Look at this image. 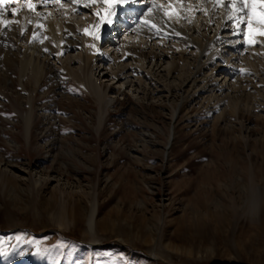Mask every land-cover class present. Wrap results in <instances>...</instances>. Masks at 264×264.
<instances>
[{
    "label": "rangeland",
    "instance_id": "374dc122",
    "mask_svg": "<svg viewBox=\"0 0 264 264\" xmlns=\"http://www.w3.org/2000/svg\"><path fill=\"white\" fill-rule=\"evenodd\" d=\"M20 56L0 45V264H264V81L234 110L176 74L148 94L107 77L102 105L54 59L23 79Z\"/></svg>",
    "mask_w": 264,
    "mask_h": 264
},
{
    "label": "bare ground",
    "instance_id": "6f19581e",
    "mask_svg": "<svg viewBox=\"0 0 264 264\" xmlns=\"http://www.w3.org/2000/svg\"><path fill=\"white\" fill-rule=\"evenodd\" d=\"M31 3L34 9L27 6L28 0L6 3L2 18L12 23L7 27L0 24V45L14 38L21 52L22 78L30 75L36 86L43 81L47 65L54 59L70 72L79 71L81 85L102 105L109 102L102 78L108 77L135 90L142 88L148 94L147 81L176 74L183 85L194 88L193 95H200L197 98L226 100L237 110L242 96L252 95L251 84L264 81V35L257 31L255 43L247 42L244 35L248 31L247 20L237 27L235 17L244 14L233 15L232 0H222L221 4L215 0H135L118 4L112 10L115 14L111 24L101 23L100 17L106 15L108 7L103 0H31ZM239 6L237 0L236 8ZM14 8L18 9L15 14ZM165 10L171 15H166ZM104 43L117 53L103 51ZM184 43L187 45L183 47ZM181 47L188 48L187 55H191L192 48L198 54L195 60L182 59L179 69L175 53ZM215 60L220 64H212L214 70L209 72L219 78L223 89L220 95L204 71L206 63ZM240 67H245L248 73H242ZM249 68L253 71L249 72ZM255 92L258 93L256 88ZM32 99L25 114L28 134L33 121ZM94 216L95 208L89 221L92 231Z\"/></svg>",
    "mask_w": 264,
    "mask_h": 264
},
{
    "label": "snow or ice",
    "instance_id": "6c2138e0",
    "mask_svg": "<svg viewBox=\"0 0 264 264\" xmlns=\"http://www.w3.org/2000/svg\"><path fill=\"white\" fill-rule=\"evenodd\" d=\"M8 2H10V0H0V24H4L6 27L12 23L11 20H4L2 18L5 5ZM93 2H95V0H93ZM130 2L135 3V0H103V3L106 4L108 7L106 9V15L100 17L101 23L111 24V17L115 14L112 10L115 9L118 4H128ZM215 2L217 4H221L222 0H215ZM236 3L237 0H232L233 15L235 14V12H240L244 14L243 16L235 17L237 27L239 28V25L241 23H244L246 18L248 31L245 32L244 35L247 38V42L249 44H253L255 43L254 35L257 31L260 35H264V0H239V8H236ZM27 6L33 9L35 7V5L31 3V0H28ZM17 11L18 9L16 8L12 9L13 14H15ZM149 11H151V9H149ZM165 14L169 16L171 15V13L167 10H165ZM97 15L100 14L97 13ZM233 15H230L229 19H232ZM253 25H257L258 28H254ZM152 27L155 28V25H152ZM97 28H99V25H97ZM96 38L99 39V36L96 35ZM42 42L43 41H41V43ZM45 51H47V49H45ZM4 255L7 254L4 253Z\"/></svg>",
    "mask_w": 264,
    "mask_h": 264
}]
</instances>
